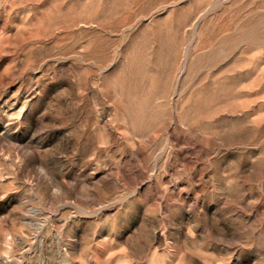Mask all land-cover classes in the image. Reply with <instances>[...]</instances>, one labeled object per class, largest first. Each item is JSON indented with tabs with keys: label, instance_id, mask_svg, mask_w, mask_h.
Here are the masks:
<instances>
[{
	"label": "rangeland",
	"instance_id": "1",
	"mask_svg": "<svg viewBox=\"0 0 264 264\" xmlns=\"http://www.w3.org/2000/svg\"><path fill=\"white\" fill-rule=\"evenodd\" d=\"M0 264H264V0H0Z\"/></svg>",
	"mask_w": 264,
	"mask_h": 264
}]
</instances>
